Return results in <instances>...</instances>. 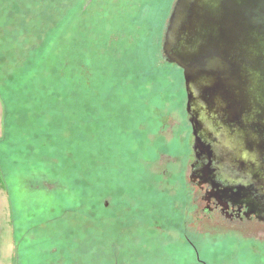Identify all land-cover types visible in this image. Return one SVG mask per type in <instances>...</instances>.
Instances as JSON below:
<instances>
[{
	"label": "rangeland",
	"instance_id": "rangeland-1",
	"mask_svg": "<svg viewBox=\"0 0 264 264\" xmlns=\"http://www.w3.org/2000/svg\"><path fill=\"white\" fill-rule=\"evenodd\" d=\"M173 2L0 0V264H186L151 219L191 162L182 71L155 66Z\"/></svg>",
	"mask_w": 264,
	"mask_h": 264
},
{
	"label": "water",
	"instance_id": "water-1",
	"mask_svg": "<svg viewBox=\"0 0 264 264\" xmlns=\"http://www.w3.org/2000/svg\"><path fill=\"white\" fill-rule=\"evenodd\" d=\"M161 45L164 60L182 70L192 149L209 161L202 171L226 170L227 154L244 135L249 170L263 174L264 0H174ZM219 133L228 140L216 142Z\"/></svg>",
	"mask_w": 264,
	"mask_h": 264
},
{
	"label": "flooded vegetation",
	"instance_id": "flooded-vegetation-1",
	"mask_svg": "<svg viewBox=\"0 0 264 264\" xmlns=\"http://www.w3.org/2000/svg\"><path fill=\"white\" fill-rule=\"evenodd\" d=\"M187 123L190 131L188 153L191 162L187 176L183 178L184 180L181 178L179 199L183 210L167 218L168 221L165 216L161 220L152 217L154 226H157L158 231L167 232L169 229L178 235L181 239L178 240L179 243L181 242L189 254L186 264H264V173L257 175L249 170L252 164L247 157L248 146L245 136L237 135L239 145L235 143L236 149L232 148L234 152L227 154L226 170L222 165H218L217 171L221 170L224 177L217 178L216 170H212L211 176L202 171L209 163L208 156L202 153L197 158L196 152L192 149L194 136L188 120ZM241 129L239 125V130ZM159 131L162 133L160 129ZM214 140L221 143L227 141L228 136L224 137L219 133L214 136ZM158 145L155 147L154 162L168 152L167 148L162 147L165 144L161 142ZM211 149L217 151L215 147ZM256 159L258 161L257 156ZM195 161L196 176L190 177L191 166ZM162 174L164 171L157 173L159 177H156V180L160 181ZM161 205L162 202L158 205L160 209ZM161 215H164V212H160ZM150 216L151 213L148 214V217ZM201 227L204 230L212 229L211 248L215 249L222 243L225 244L224 258L208 262L201 257L200 242L197 239ZM194 234H197L195 239L192 238ZM215 251L218 252V249Z\"/></svg>",
	"mask_w": 264,
	"mask_h": 264
},
{
	"label": "trees",
	"instance_id": "trees-1",
	"mask_svg": "<svg viewBox=\"0 0 264 264\" xmlns=\"http://www.w3.org/2000/svg\"><path fill=\"white\" fill-rule=\"evenodd\" d=\"M86 7V6H85ZM86 10H87V7L85 8V9H82L81 10V13L84 15L85 13H86ZM101 11V10H100ZM79 14V15H81V16H83L82 14ZM116 13H119V10L118 11H116ZM96 14L98 15L99 14V12H96ZM119 15V14H118ZM106 36H107V34H106ZM124 37L121 35V40L123 39ZM107 40H108V37L106 38V42H107ZM120 40V41H121ZM120 41H119V43H120ZM124 44V42L123 43H121L120 44V46H122ZM159 65V67L160 68H165L166 70H168V71H175V69H177L178 67L175 65V64H173V63H168V62H166L165 60L162 62V63H158L157 65H155V66H158ZM126 82V81H125ZM127 83V82H126ZM129 111H133V110H136L139 106H138V103H134V104H132L131 106L129 105ZM122 116H125V117H127V114H121ZM126 120H127V118H126ZM140 122H143V119H141L140 120ZM157 124H158V119H157V121L156 120H153V119H151L150 120V125H152L151 127H155V126H157ZM156 130V129H155ZM123 132H125L126 133V128H124L123 129Z\"/></svg>",
	"mask_w": 264,
	"mask_h": 264
}]
</instances>
